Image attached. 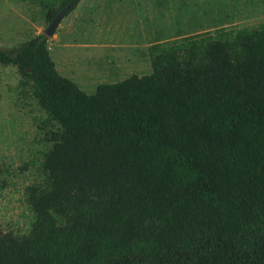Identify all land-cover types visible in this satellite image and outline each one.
Returning a JSON list of instances; mask_svg holds the SVG:
<instances>
[{"label":"trees","instance_id":"obj_1","mask_svg":"<svg viewBox=\"0 0 264 264\" xmlns=\"http://www.w3.org/2000/svg\"><path fill=\"white\" fill-rule=\"evenodd\" d=\"M150 50V74L89 94L46 34L0 47L60 127L0 264H264V25Z\"/></svg>","mask_w":264,"mask_h":264},{"label":"rangeland","instance_id":"obj_2","mask_svg":"<svg viewBox=\"0 0 264 264\" xmlns=\"http://www.w3.org/2000/svg\"><path fill=\"white\" fill-rule=\"evenodd\" d=\"M60 1L0 0V47L43 33L45 6ZM260 25L264 0H81L47 37L58 71L91 94L101 83L150 74L156 41L231 36ZM59 131L17 66L0 64L1 232L29 233L35 215L27 188L43 183L44 153Z\"/></svg>","mask_w":264,"mask_h":264},{"label":"water","instance_id":"obj_3","mask_svg":"<svg viewBox=\"0 0 264 264\" xmlns=\"http://www.w3.org/2000/svg\"><path fill=\"white\" fill-rule=\"evenodd\" d=\"M70 5H67L60 9L57 14L54 16V18L49 22L48 26L44 29L43 33L46 34V36L53 37L56 31V28L58 27L61 19L63 18L66 11L69 9Z\"/></svg>","mask_w":264,"mask_h":264},{"label":"crops","instance_id":"obj_4","mask_svg":"<svg viewBox=\"0 0 264 264\" xmlns=\"http://www.w3.org/2000/svg\"><path fill=\"white\" fill-rule=\"evenodd\" d=\"M80 2H81V1H80ZM80 2H79V3H80Z\"/></svg>","mask_w":264,"mask_h":264}]
</instances>
